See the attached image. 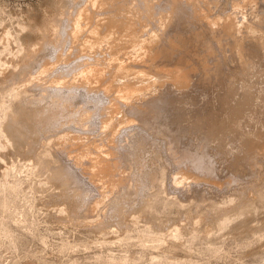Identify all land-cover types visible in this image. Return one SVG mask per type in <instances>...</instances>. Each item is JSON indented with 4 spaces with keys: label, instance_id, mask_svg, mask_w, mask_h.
Segmentation results:
<instances>
[{
    "label": "bare ground",
    "instance_id": "6f19581e",
    "mask_svg": "<svg viewBox=\"0 0 264 264\" xmlns=\"http://www.w3.org/2000/svg\"><path fill=\"white\" fill-rule=\"evenodd\" d=\"M220 1L50 0L40 17L20 25L25 35L1 68L2 130L14 153L28 155L37 123L60 114L66 124L38 141L31 161L52 185L89 197L81 222L108 199L121 215L116 195L138 194L147 181L156 191L139 208L157 233L162 220L151 205L162 192L179 210H194V228L207 223V235L226 219L244 223L264 211V99L254 112L260 125L231 135L236 115L260 99L245 75L263 63L264 0H231L223 10ZM227 137L233 144L221 146ZM149 147L158 166L140 174ZM250 177L263 182L246 199Z\"/></svg>",
    "mask_w": 264,
    "mask_h": 264
},
{
    "label": "rangeland",
    "instance_id": "374dc122",
    "mask_svg": "<svg viewBox=\"0 0 264 264\" xmlns=\"http://www.w3.org/2000/svg\"><path fill=\"white\" fill-rule=\"evenodd\" d=\"M49 1L0 0V75L2 69L11 65L13 53L18 46V37L25 35L24 32L19 31L20 25L25 24L31 17H40ZM230 1L221 0L218 7L222 9H219L223 10L225 6L224 9L229 8ZM262 24L264 26V21ZM224 48L226 55L229 56L231 46L225 44ZM261 63L260 68H252V71L250 69L245 78L246 80L249 78L247 83L255 86L251 87L253 93L256 90L255 93L261 91L262 94L259 93L260 99H255L256 101L253 97L252 102L246 104L236 115L238 119L235 118L234 125L238 126L234 128L236 132L233 129L231 134L233 137L253 132V129L260 125L258 119L254 120V112L261 110L260 106L264 99L262 91L264 59ZM239 86L241 87L238 84ZM257 102L261 103L259 107ZM59 117L60 114L57 120L49 117L47 122L37 123L41 129L38 139L41 145L45 136L56 133L55 130L63 125L62 122L65 123V120L60 121ZM5 121L4 110L0 107V264H264V216H262L264 211L261 212L262 214L248 217L244 223L240 222L242 217L226 219L222 226H218L207 235L202 232L207 223L200 224V229L194 228L197 217V213H192L195 212L194 210L191 213L179 210L181 204L171 199L172 195L167 196L162 192L151 205V209L161 218L160 221L164 220L160 222L162 226L157 227L161 232L157 233L149 226L155 219H152L150 214L141 212L139 208L146 195L156 191L148 181L139 183L141 188L138 186L139 193L135 194L138 197L116 195L119 201L117 207L123 206L122 210L120 209L121 215L112 212L111 199H108L99 213L91 216L86 222H81L78 216L89 197L85 196L80 201L72 189L68 192L59 183L52 185L45 176L37 172L31 157L32 151L36 152L41 147L38 141L28 155L14 153L2 130ZM52 131L55 132L51 133ZM229 139L227 137L219 144L229 147L231 143L233 144ZM143 155L144 157L151 155L152 159L150 156L144 158ZM141 157L146 165L143 164V168L138 172L140 174L145 170L154 172L158 163L152 149L147 148ZM247 180L249 181L244 184L247 189L244 197L249 199L254 196L252 188L262 184L263 180L257 177H250ZM134 196L139 199L131 198ZM208 218L210 221L212 217L208 216ZM181 227H183L182 233ZM171 241L177 243L179 247L171 249Z\"/></svg>",
    "mask_w": 264,
    "mask_h": 264
}]
</instances>
